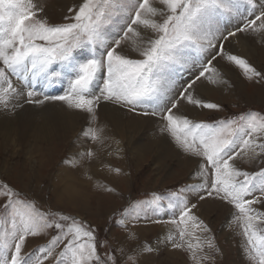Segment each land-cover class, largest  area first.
<instances>
[{"label": "snow or ice", "instance_id": "snow-or-ice-1", "mask_svg": "<svg viewBox=\"0 0 264 264\" xmlns=\"http://www.w3.org/2000/svg\"><path fill=\"white\" fill-rule=\"evenodd\" d=\"M156 2L163 8L155 7ZM246 2L255 5V0ZM239 3L240 0H135L127 12L130 23L126 24L123 35L117 33L107 38L105 21L117 9L118 0H83L78 11L65 17L66 22L60 24H51L39 16L43 7L33 0H0V64L3 65L0 66V106L7 108L21 94L12 82L13 77L22 81L44 79L52 82L67 76L68 88L63 95H44L43 100H33L31 98L37 93L29 90L27 102L64 101L69 108L87 113L90 121H95L101 100L115 102L133 111L138 107L150 109L142 114L160 116L166 122L162 131L169 132L182 151L203 158L198 161V183L186 185L168 198L166 207L172 211V217L168 221L154 222L174 225L183 242L186 236L191 235L189 224L201 231H209L193 211L197 203H191L185 194L195 193L198 201L206 197L219 198L238 210L239 216L235 218L242 222L247 241L245 251L249 258L256 264H264V228L256 223L264 217V212L252 207L264 198V168L248 172L235 164L236 157L241 155L255 159L264 154V117L252 113L242 115L239 118L242 123L234 127L237 121L194 124L173 112V109L178 111L180 100L207 109L220 107L215 103H205L192 94L196 81L202 77L212 83L217 82L213 79L214 76L219 78L212 62L215 56L202 62L199 75L188 82L178 96L172 94L171 72L177 66L183 67L191 49L206 50L216 46L213 43L218 39L214 20L238 11ZM261 9L258 14L253 13L254 18H246L236 31L251 30L264 36V5ZM133 26L150 29L155 37L142 38ZM235 34L228 33L229 36ZM128 39H132L133 48L142 58L121 54V42ZM85 48L92 51L80 58L77 50ZM218 55L242 68L249 79L259 77L264 80V73L257 72L245 59L225 53L222 45ZM53 65L61 67L53 70ZM102 133V127H87L82 131L86 138L100 143H103ZM85 156L91 158L95 153L88 150L81 154V158ZM5 195L14 197L17 194L9 189ZM163 199L158 195L149 206L158 210L164 207ZM18 203V200L9 199L5 206L6 211L13 209L10 231L5 228V221L0 219V264H42L61 243L64 247L57 254V264H118L119 258L115 255L101 258L94 229L78 218L61 214L50 220L48 217L53 214L37 212L32 205L26 206L33 210L20 212L15 207ZM49 228H54L56 235L48 245L37 249L40 255L21 254L28 236L39 235ZM129 238L134 239L135 234L130 233ZM169 239L174 248L186 246L191 251L194 247H202L191 242L177 243L171 234ZM207 246L209 249L214 247L211 238ZM150 250L141 249V252ZM139 254L128 255L127 261L137 264ZM193 258L199 264L195 252Z\"/></svg>", "mask_w": 264, "mask_h": 264}, {"label": "rangeland", "instance_id": "rangeland-1", "mask_svg": "<svg viewBox=\"0 0 264 264\" xmlns=\"http://www.w3.org/2000/svg\"><path fill=\"white\" fill-rule=\"evenodd\" d=\"M33 2L43 7V12L38 13V15L46 18L51 24H60L66 22L64 18L72 16L75 11H78L79 6L83 3L82 0H33ZM134 2L135 0H118L117 9L113 12L112 16L105 21L104 28L107 38H110L112 35H116L117 33L119 35H123V30L126 28V24L130 23L127 12ZM262 5H264V0H255V5H248L246 0H240L238 11L230 14H224L223 16L217 17L214 20V27L216 29L215 34L218 39L214 40L213 43L216 46L206 50H197L196 48L191 49L187 62L184 63L183 67L177 66L171 72V80L173 81V96H178L179 92L187 86V83L193 80L195 76L199 75V72L202 70V62H206V60H212L213 56L216 57L215 60H212V62L217 70L221 71V69H226L230 74H232V77L229 75H224L222 77L221 73L219 72L220 74L218 73V76L221 77L219 80L221 83H223L222 90L218 91L216 95L213 94L212 97H208L203 100L205 103L218 104L220 106L218 109L198 107L188 103L186 100H180L178 108L182 104L203 110V112L199 114L200 116H185L194 124L203 123L215 125L219 124L220 122L231 120L237 121V124L234 125V127H238L239 124L242 123V121L239 119L242 115L252 113L258 117H264V80L260 79L259 77H253L252 79H249L242 68L228 61L221 55H218L220 46H223V50L225 52L226 43L234 37L229 36L228 33L235 32V35L240 34L241 36L245 37L251 46H254V50L257 48L255 50L256 54L247 58L244 55H241V53H232L230 49L227 51V53L245 59L253 68L256 69L257 72L264 73V41L261 47H257V45L255 46L254 44V38L257 36L256 32L251 30L245 32L236 31L238 27L243 26L246 18H254L253 13L255 12L258 14V12L262 10ZM70 9L73 11H69ZM224 37H227V39H224ZM126 42L128 43L129 39L122 40L121 42L123 51L128 50L129 44ZM97 48L100 51H103L100 45H97ZM90 51H92L91 48H85L82 50H77V54L80 58H83L87 56ZM122 54L129 56V54L126 53ZM130 57L134 59L142 58L140 57V53L135 54V56L131 55L129 58ZM217 61H219V64H221L220 67L215 64ZM0 66L3 65L0 64ZM60 67L61 66L59 65H53V68ZM14 79L17 78L13 77L12 82L17 90L21 93L17 96V99H22L23 103L21 102V107H39L50 102L60 104L62 103L68 107L64 101L59 100H46L40 105L37 103L27 102L29 99L27 96V91L29 90H34L37 93V95L31 98L33 100H43L44 95H63L68 88V79L66 80L67 82L63 83L62 87L59 79V88L61 89L52 87V89L48 91H46V87H44V89H36V86L31 84L30 86L24 87V84H19V80L16 82L13 81ZM213 79H216L215 76ZM235 80L237 83H235ZM27 81L29 82L32 80ZM199 81L212 84L209 79H205L203 77L198 80V82ZM238 83H243L244 87H241L242 89H240V87L238 88ZM51 84L52 82H49V85H46L47 88L51 86ZM98 85L102 86L99 81ZM192 94L196 97L194 88L192 90ZM100 105L112 106L135 117L137 116L146 119H155V121H159L158 123H164L163 128L166 124V122L163 121L160 116L142 114L146 110L149 111V109L136 108L135 111H133L130 110V108L124 107L115 102L103 100H101L99 106ZM97 111L98 108L96 109L95 121H90L88 119L87 113L76 110V112L82 113L86 116L85 119H82L79 122L81 126L75 133L77 136H73L69 140V143L62 141L59 146L55 143L45 147L41 154H34L33 161L27 160L28 156H26V145H23L21 140L20 143L22 145L18 146V144L15 145L13 143L14 141L18 143L19 139L16 138V133H11L14 127L13 125H16V121L15 123L13 122L12 125L9 122V126L5 128H3L2 125L5 122L0 121V132L6 129V132L3 135H0V219L5 221V228L7 230L10 231L11 229V214L13 209H8L6 211L5 206L9 199H13L19 201L15 207L20 212H28L34 209L40 213H51L53 215L48 217L50 220L54 217H58L61 214L78 218L86 226L94 229L97 239V251L101 258L106 259L108 254L115 255L119 258L118 264H130V262L127 261V256L135 255L136 253H140L137 256V264H197V259L193 258V252H195L196 257L199 259V264H256V261L251 260L245 251L247 241L243 235V229L241 226L242 222L235 218L239 216V212L232 205H230V207L233 209V218L236 219L234 227L235 230L233 229V232L231 233L233 239H229L231 237L229 236L230 234H227L229 237L225 235V230H223V228L225 227L227 218L226 216L224 217V215L222 216L223 213L217 212V210L214 212H207L204 214V216L200 215V213H196L195 215L203 221L209 231L205 232L201 231L200 229L198 231V228H193L191 224H189L188 231H190L189 233H191V235L186 236L185 241L183 242L179 239L178 231L174 225H170V223L166 222H154L156 220L168 221L172 217V211L166 207L169 202L168 198L172 193L178 192L182 187L186 185H192V183H190V177L192 176L190 175L197 172V167H194L195 169L192 168L189 170L180 171L176 162L171 158H165L161 160V163L165 166V170L157 173L158 169L154 168L152 161L154 158L153 156L145 155L144 157L139 158L137 161L139 164L138 168L137 164L134 163L135 161L133 158H131L132 154L129 156L128 149L124 148L126 153L125 158L128 159L127 166L120 167L116 164L114 167L111 165L110 169L113 171V173H118V177L124 176V178L128 179L129 182L127 184H124V182H122V178H119V181L116 184L117 189L110 188L108 190L106 188L105 190L101 191V195L99 194L98 196L99 198L96 200L94 199L95 201H93L91 206L92 209L89 210L90 212L87 210L73 209L66 205H60L57 203V201H54L52 183H55L57 186L60 185L59 183H56V178L60 174L59 171L62 166L65 165L66 167H70L71 164L69 165L67 161L70 157V152L72 153V149L75 151V153L78 152L77 154L79 155L80 161V164L76 167L74 172L78 171L81 180L84 179L85 175H88V173L85 172V169L93 161L92 159L94 156L91 158L86 156L81 158V154L86 153L88 150H92L94 153H96L97 148L96 146L94 147V145L98 141H92L91 139L86 138L84 135L83 137L80 136L78 139V136L83 131V129L87 127L103 128V126L99 125L101 124V118ZM174 111L177 110L173 109V112ZM97 122L99 123L98 126L96 125ZM153 127L154 130H158L157 128L159 125H154ZM163 128L160 127L159 129ZM162 133L166 134L168 140L173 143L175 142L174 137L169 132L162 131ZM189 139H191V137H189ZM142 140H144V138H142ZM258 142L260 141L258 140ZM257 151L259 152V149H257ZM246 157L247 156L244 155L236 157V167L248 172H256L261 168H264V154L256 156V158L253 160H251L252 158L250 156L247 158ZM200 158L201 160L203 159L202 157ZM116 169H119V171L117 172ZM69 171L73 174L71 169H69ZM168 171L171 173L175 172L176 174L169 176L170 173L168 174ZM104 183L107 184L106 181ZM5 186H7V188H5ZM83 187L86 191H90V188H86L85 184H83ZM9 189L17 195L14 197L6 196L5 192ZM158 195L164 198L161 201L164 207L154 210V206H149V204ZM185 195L189 196L190 201L195 200L193 198L197 199V197H195V193L189 192ZM256 195L258 196L259 193H256ZM208 199H211V201L214 203L219 198L206 197L204 200ZM261 203H256L252 205V207L259 212H264V198H262ZM26 205H32L33 209L28 208ZM126 212L129 213V215H126ZM137 215H139L140 218L134 219L133 217H136ZM146 216L149 218L146 219ZM128 223L132 225H141V227L149 230V234H145L142 237V233L138 235V231H130V226ZM256 223L258 227L264 228V217L259 218ZM161 226H170L172 229H174L172 235L175 237V242H192L194 246L196 244H200L202 247L199 249L197 248L198 251L195 250V248L190 251L186 246L182 248H174L172 240L166 238L165 242L156 252H141V249H151V247L157 241L158 235L160 234L158 227ZM130 233L135 234L134 239L129 238ZM55 235L56 230L54 228H49L46 230V232L39 235L28 236L21 254L25 256L31 255L33 257L40 255L37 249L48 245L51 238ZM209 238H211L214 245V247L211 249H209L207 246V241ZM197 240L200 243H198ZM240 241L242 243V248L239 247L241 245ZM63 247V243H61L58 247H55L52 255L47 259H44L42 264H57V254L63 250Z\"/></svg>", "mask_w": 264, "mask_h": 264}, {"label": "bare ground", "instance_id": "bare-ground-1", "mask_svg": "<svg viewBox=\"0 0 264 264\" xmlns=\"http://www.w3.org/2000/svg\"><path fill=\"white\" fill-rule=\"evenodd\" d=\"M154 6L158 8H163V6L158 4V2L154 3ZM133 27L137 28V30L141 33L142 38L146 39L148 36H152L153 38L155 37V33H152L150 29H144L143 26H133ZM263 41H264V36H262L260 33H257V36L254 38L255 46L257 45V47H261L263 45ZM127 44H129V47L127 46L128 50H124V51L122 50L121 54L126 53L129 54V56L131 55L135 56V54H139V51L133 48L132 39L131 40L129 39V42ZM225 47H226L225 53H227V51L230 49L232 53L235 54L241 53V55H244L247 58H249L251 55L256 54L255 50L257 49L256 48L254 50L253 49L254 46L252 47L249 41L240 34L235 35L233 38H231L226 43ZM215 64L218 65L219 67L221 66V64H219V61H217ZM58 69L60 68H53V70H58ZM219 72L221 73L222 77L224 75L226 76L229 75L232 77V74H230L229 71L226 69L223 70L221 69V71L218 70V73ZM215 78L217 82L212 84L206 83L204 81H199V82L197 81V83L193 88L195 89L196 97L198 99L205 100L208 97H212L213 94L216 95L218 91L222 90L223 83H221V81L219 80L221 77H219L218 79L217 77ZM66 80H67V76L60 78L61 87L63 86V83L67 82ZM13 81L17 82L18 79H14ZM235 83H237L236 80ZM19 84H24L23 85L24 87L30 86L31 84L36 86L35 87L36 89H40V88L44 89V87H46V91L51 90L52 87L53 88L60 87L59 79L52 81L51 86H49L48 88L46 85H49V81L44 79H37L34 81L32 80L29 82L19 80ZM237 87L238 88L240 87V89H242L241 87H244L243 83H238ZM17 96L9 104L7 108L0 106V121L5 122L2 124L3 128L8 127L9 122L12 125L13 122L15 123L16 121V125H13L14 127L11 133H16L17 134L16 138L19 139H18V143H16L15 141L13 143L15 145L18 144V146L22 145L20 143L21 140L23 145H26L25 146L26 156H28L27 160L33 161L34 154L36 153L41 154L43 152V149H45V147L51 144L56 143L59 146L62 143V141L69 143V140L73 136H77L75 135V133L79 130L81 126L79 122L82 119H85L86 117L82 113L76 112V110L69 108L62 103L60 104V103L50 102L45 105H41L39 107H26V106L21 107L20 104L22 102V99H17ZM13 104L17 106L13 107ZM97 112L100 115L101 124H99L100 122L98 121L99 123L97 122L96 125L98 126L99 124L103 126V133H102L103 143L101 144L98 141L97 143H95V145L93 144L94 147L96 146L97 152L95 153V156L92 159L93 161L90 163L88 167H86L85 172L88 173V175L87 176L85 175L83 180L80 179L78 171L74 172L76 170V167L80 164L79 155L77 154L78 152L75 153L73 149L71 150L72 153L70 152V157L68 158L67 161L69 165L71 164L70 167L68 166L66 167L65 165L62 166L59 171L60 174L56 178V183L60 184L58 185L59 187L55 183H52L53 199L54 201H57V203H59L60 205H66L73 209L89 211L90 209H92L91 206L93 204V201L99 198L98 196L101 193V191L105 190L106 188L108 190L110 188L117 189L116 184L119 181V178H122V182H124V184H127L129 182L128 179L124 178V176L118 177V173H113V171H111L110 169L111 165L114 167V165L116 164L119 165L120 167L127 166L128 159L125 158L126 153L124 148L128 149L129 156H131L132 154L131 158H133V160L135 161L134 163L137 164L138 168H139V164L137 162L138 159L144 157L145 155L154 157L153 159L152 158L151 159L153 161L154 168L158 169L157 173L165 170V166L161 163V160L165 158L166 159L171 158L173 161H175L180 171L189 170L194 167L198 168V161H200L201 158L191 156L189 154L187 155L184 154L185 152L182 151L180 147H178L176 141L173 143L170 140H168L166 134L162 133L161 131L162 129H159L160 127L163 128L164 123L163 124L158 123L159 121L157 122L155 121V119L153 120V119H146L137 116L135 117L121 110H118L112 106H107V105H100L98 107ZM202 112L203 110H199L195 107L182 105V104L179 106L178 111H174L176 115L182 117L185 116L189 117L190 115L200 116L199 114ZM154 125H159V127L157 128L158 130L156 129L154 130L153 127ZM5 132L6 129L0 132V135H3ZM80 136L83 137L82 132L78 136V139L80 138ZM142 138H144V140H142ZM69 169L72 170L73 174L69 171ZM168 174L169 176H173L176 173L175 172L171 173L168 171ZM190 176H192L190 177V183L192 184L198 183L197 172L192 173ZM89 177H91V179H89ZM105 181L107 182V184L104 183ZM83 184H85L86 188H90V191H86L83 187ZM193 199H195L196 201L191 200V203L193 202L197 203V208L194 209L195 214L200 213V215L204 216L205 213L211 211L214 212L217 210V212H222L223 213L222 216L224 215V217L226 216L227 218L225 222V227L223 228V230H225L224 233L226 236L227 234H230L229 236L231 237L229 239H233L231 233L233 232V229L235 227L236 219L233 218L232 207H230V205H228L226 202L219 199L217 200L218 202L215 201L214 203L213 201H211V199L202 200V202L198 201V199L196 198ZM129 226H130V231H138L137 232L138 235L142 233V237L145 234H149V230L144 227H141V225L129 224ZM158 229L160 230V234L157 237V241L151 247L150 251L152 252H156L160 248V246L165 242V239L169 238L170 234L172 235V232L174 230L170 226H161L158 227ZM240 244L241 245L239 246L238 244V246L242 248L241 241ZM198 249L195 248V250L197 251Z\"/></svg>", "mask_w": 264, "mask_h": 264}]
</instances>
